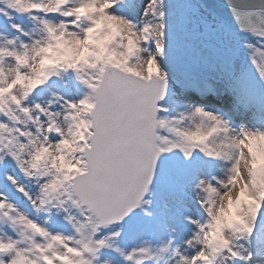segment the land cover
<instances>
[{
	"label": "snow or ice",
	"instance_id": "snow-or-ice-1",
	"mask_svg": "<svg viewBox=\"0 0 264 264\" xmlns=\"http://www.w3.org/2000/svg\"><path fill=\"white\" fill-rule=\"evenodd\" d=\"M0 264H264V0H0Z\"/></svg>",
	"mask_w": 264,
	"mask_h": 264
}]
</instances>
